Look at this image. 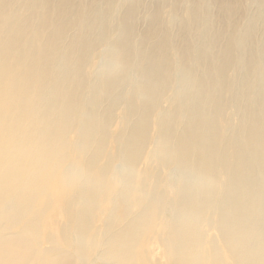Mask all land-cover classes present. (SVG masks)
Segmentation results:
<instances>
[{
  "label": "bare ground",
  "instance_id": "obj_1",
  "mask_svg": "<svg viewBox=\"0 0 264 264\" xmlns=\"http://www.w3.org/2000/svg\"><path fill=\"white\" fill-rule=\"evenodd\" d=\"M161 216L264 264V0H0V264H163Z\"/></svg>",
  "mask_w": 264,
  "mask_h": 264
},
{
  "label": "rangeland",
  "instance_id": "obj_2",
  "mask_svg": "<svg viewBox=\"0 0 264 264\" xmlns=\"http://www.w3.org/2000/svg\"><path fill=\"white\" fill-rule=\"evenodd\" d=\"M115 130L118 128V123L116 122L114 127ZM151 163H149L146 159L143 160L140 164H139V170H143L146 168L147 165H150ZM153 165H155L154 163H152ZM113 188H117V186L115 185ZM161 221V222H160ZM163 217H159L158 219H155L154 223H153V227L151 229V233L149 234V248L151 249L152 255L155 258H159L161 260V262L163 264H167V257L165 255V250L166 247L165 245H162L159 241V239L157 238V235L160 234L163 231ZM100 223V219L98 218V222L97 224ZM216 231L214 229H210L209 230V234L213 235ZM165 248V250H164Z\"/></svg>",
  "mask_w": 264,
  "mask_h": 264
}]
</instances>
